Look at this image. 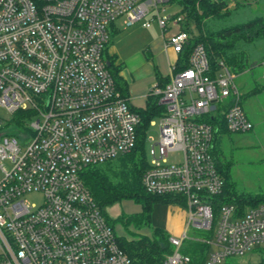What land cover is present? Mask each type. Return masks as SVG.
Here are the masks:
<instances>
[{
    "label": "built area",
    "instance_id": "obj_1",
    "mask_svg": "<svg viewBox=\"0 0 264 264\" xmlns=\"http://www.w3.org/2000/svg\"><path fill=\"white\" fill-rule=\"evenodd\" d=\"M167 0H0V108L36 115L22 136L0 135V264H131L115 230L97 206L82 174L129 154L137 144L139 113L118 89L105 57L120 19L158 23L165 49L178 56L191 35L183 16H164ZM153 12L152 18L145 20ZM169 67L165 88L153 95L165 106L146 134L148 194L171 196L188 210L182 238L161 264H191L182 252L190 227L212 247L206 264L264 251V203L240 214L216 198L225 189L214 155L217 128L206 118L224 112L230 133L253 129L241 105L235 75L222 64L213 73L202 44L188 66ZM42 196V203L27 197Z\"/></svg>",
    "mask_w": 264,
    "mask_h": 264
},
{
    "label": "trees",
    "instance_id": "obj_2",
    "mask_svg": "<svg viewBox=\"0 0 264 264\" xmlns=\"http://www.w3.org/2000/svg\"><path fill=\"white\" fill-rule=\"evenodd\" d=\"M241 1H244V5L248 4L247 0ZM232 2L234 3L233 8L239 7L240 0H167L166 4L178 5L179 13L174 14L173 17L183 16V28L191 35L183 52L178 56L176 66L178 70L188 66L190 54L199 44H202L207 51L213 73L219 71L222 64L227 66L233 74L249 69V55L245 46L264 41V17L258 16L243 24L228 26V18L233 13L230 7ZM191 25L195 26L196 33ZM111 35H113L112 31ZM144 54L151 59L148 57L147 50ZM106 59L118 89L126 97L128 85L120 75L124 66L117 64L116 55H108ZM155 78L160 88H165L169 82V77L163 76L157 68H155ZM159 100L160 96L153 95L151 90L145 106L135 109L141 117V123L138 128L137 144L129 154L89 167L82 174L85 185L114 230L117 223L126 229L133 226L141 230L151 224L155 204L175 201L171 196L148 194L141 182L142 175L149 166L146 134L150 121L162 116L165 112V106ZM231 104V99L227 103H220L217 113L208 116L206 120L217 128L214 139V155L218 170L225 182L224 192L216 198V201L220 204L232 203L240 214H244L249 208L264 203V192L253 194L239 191L232 178L234 162L224 158L221 136L230 133L226 126L224 112ZM35 115L36 113L31 109L19 110L13 114L11 124L26 127ZM122 201H133L139 204L141 211L131 215L122 213L116 219H111L106 213V209ZM169 238L170 236L164 229L155 227L151 236L138 234L137 237L131 239L117 236V241L119 247L130 259L131 264H161L165 256L173 251ZM181 250L191 257V264H206L212 247L203 241H188L183 243ZM260 251L264 255V251ZM222 264L236 263L226 259ZM258 264H264V256Z\"/></svg>",
    "mask_w": 264,
    "mask_h": 264
},
{
    "label": "rangeland",
    "instance_id": "obj_3",
    "mask_svg": "<svg viewBox=\"0 0 264 264\" xmlns=\"http://www.w3.org/2000/svg\"><path fill=\"white\" fill-rule=\"evenodd\" d=\"M248 4L240 0L238 8H233L234 3L230 4L232 15L229 16L227 25L233 26L248 22L258 16L264 17V0H247ZM246 3V2H245ZM162 15L173 16L179 13L176 4H165L162 6ZM153 12L145 19L152 18ZM125 19L116 22L118 32L115 33L109 44L111 52L117 54L119 61L125 64V75H133L138 81V86H145L153 89L154 65L168 73V62L166 55L156 54L153 61H141L142 51L148 46L160 51L163 41L174 34L177 29L171 28L164 35L158 23L154 22L150 27H143V21L132 25L123 23ZM194 33L195 26L191 25ZM245 50L249 55V69L234 74V82L242 93L241 105L248 118L253 123V129L244 133H227L221 136V148L224 158L233 161L232 178L239 191L251 192L253 194L264 192V41L247 44ZM171 64L177 61L176 56L171 54L169 57ZM133 59V60H132ZM132 60L133 64H130ZM226 99L224 103L229 102ZM136 107L145 106V98L133 101ZM12 114L4 108H0V135H16L19 137L27 133L26 127H18L11 124ZM148 137L158 138L156 128H151ZM223 158V156H222ZM29 203H42L40 194H33L27 197ZM141 211V206L133 201H122L106 209V213L111 219H116L122 213L134 214ZM188 210L180 203H157L152 212V222L141 230L130 226L126 229L117 223L115 233L118 237L128 239L137 237L138 234L151 236L155 227H160L172 238H182L188 223ZM210 238V234L204 230L190 227L187 232L188 241H196ZM263 253L254 250L243 256L227 258L236 264H258L263 257Z\"/></svg>",
    "mask_w": 264,
    "mask_h": 264
},
{
    "label": "crops",
    "instance_id": "obj_4",
    "mask_svg": "<svg viewBox=\"0 0 264 264\" xmlns=\"http://www.w3.org/2000/svg\"><path fill=\"white\" fill-rule=\"evenodd\" d=\"M123 23L125 24V21ZM111 31H112L113 35L118 32V28L116 26V23L112 26ZM113 35H111L110 41H111V38H112ZM146 50L148 51V55H149L148 57H151V59H149V58H147V56H145L144 53H145ZM146 50L142 51V57L140 56L141 61H144V60L148 61V62L149 61H153V60H155V56H156L157 53L160 54L161 56L162 55H166V59H167V62H168V70H169V67L171 65V61H170V58H169L171 56V54H173L177 58V55L171 49H168V50L165 49L164 41H163L162 48H161L160 51L156 50V48H154V47L152 48L151 46H148ZM108 55L109 56H114V55L117 56V54H115L114 52H111V50L109 49V45L107 46L105 57L107 58ZM117 58H118V56H117ZM132 60L130 61V64H133L132 66H134L135 63H132ZM117 64H122L124 66V69L122 70L120 75L122 77V80L125 83H127V85H128V92H127L128 94L126 95V98L128 99L129 103L132 105V107L134 109L143 108V107H136L133 104V101L136 100V99L145 98V103H146L147 96L151 92L152 89L148 88V86H149L148 83H145V86L143 85V87L142 86H138V81L140 82V79L136 80L135 79L136 77H134L133 75H130V76L129 75H125V68H126L125 64L123 62L119 61V59L117 60ZM155 68H157L158 71L163 76H167L169 72L168 73H164V72H162L159 69V67L157 65H154V80H155V84H157L156 83V78H155Z\"/></svg>",
    "mask_w": 264,
    "mask_h": 264
}]
</instances>
